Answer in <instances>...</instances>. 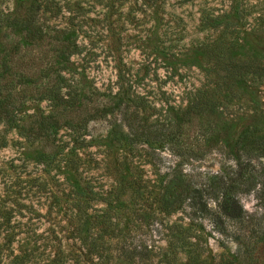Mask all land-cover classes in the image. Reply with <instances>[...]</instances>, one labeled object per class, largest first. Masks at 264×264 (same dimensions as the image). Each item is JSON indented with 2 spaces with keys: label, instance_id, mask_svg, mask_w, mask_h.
<instances>
[{
  "label": "rangeland",
  "instance_id": "rangeland-1",
  "mask_svg": "<svg viewBox=\"0 0 264 264\" xmlns=\"http://www.w3.org/2000/svg\"><path fill=\"white\" fill-rule=\"evenodd\" d=\"M16 1L0 0V264H201L235 252L244 240L252 243V237L241 235L240 243L220 231L207 213L193 214L189 199L175 211L164 210L158 201L176 167L199 187L224 174V168L232 173L236 161L216 148L203 158L183 159L171 143L155 149L126 144L114 131L122 120L118 111L81 128L63 123L46 141L44 116L62 122L66 107L54 106L41 93L54 73H40L44 63L38 57L53 54L54 42L48 39V46L44 36L31 55L23 49L4 21ZM52 1L40 11L39 22L48 34L54 27L66 28L77 41L61 70L64 89L76 85L92 99L98 97L93 91L141 96L142 104L130 106L129 114L135 108L150 119L165 117L171 104H185L192 89L213 88L212 62L198 47L221 29L202 25L204 13L237 3L252 6L253 16L264 11V0ZM16 44L10 69L3 70L4 53ZM31 58L35 62L29 65ZM260 89L264 106V84ZM230 101L236 130L247 120L249 102L244 97ZM79 115L71 110L70 116ZM122 131L127 132L125 125ZM253 160V171L264 170V156ZM238 198L247 213L264 221L261 182ZM206 199L216 210L217 200ZM225 224L236 231L233 221ZM123 247L141 254L124 257Z\"/></svg>",
  "mask_w": 264,
  "mask_h": 264
},
{
  "label": "trees",
  "instance_id": "trees-1",
  "mask_svg": "<svg viewBox=\"0 0 264 264\" xmlns=\"http://www.w3.org/2000/svg\"><path fill=\"white\" fill-rule=\"evenodd\" d=\"M52 2L17 0L13 10L4 18L10 31L18 34L29 55L32 47L39 46L44 36L54 42L49 46L51 40L47 41L53 54L38 57L39 63H44L40 73L46 77L54 73V78L46 81L41 93L49 97L54 106L65 105L66 111L63 109L65 117L62 122L52 114L44 116L41 126L46 141H49L52 129L63 123L81 128L90 119L118 111L122 112V120L115 124L114 131H119L126 144H147L155 149L171 143L174 154L183 159L203 158L212 149L220 150L224 156L236 161L237 168L232 173L224 168V174H214L206 186L199 187L191 185L176 167L163 183L158 201L164 210L175 211L189 199L195 208L193 214L211 215L220 231L233 234L240 243L241 235L253 238L252 243L242 241L235 252H224L218 260H204L201 264H264V221L262 216L247 213L238 198L239 192L250 191L256 182H261L264 187V170L253 171L256 168L253 159L264 156V106L260 97V86L264 84V11L253 16L252 6L237 3L228 10L210 9L204 13L202 25L221 29L216 37L203 40L198 47L206 60L212 62L213 88L192 89L185 104H171L165 117L150 119L135 108L129 114L130 106L142 104L141 96L119 91L107 96L106 91H93L98 97L92 99L91 95H82L76 85L68 84L70 89H64L61 70L70 62L77 41L68 35L66 28L54 27L51 35L44 30L39 13L53 6ZM18 47L16 44L13 51L6 49L1 61L3 70L10 69L9 54H14ZM34 62L31 58L29 65ZM25 77L30 78L29 75ZM241 97L249 102L248 116L246 122L234 130L233 113L228 108L230 100ZM121 104H124L123 109ZM71 110L80 113L78 119L70 116ZM124 125L127 132L122 131ZM73 164L75 162H71L72 168L75 167ZM206 196L217 200L216 210L208 205ZM227 220L235 223L236 231L228 230ZM122 250L124 257L141 254L134 248L123 247Z\"/></svg>",
  "mask_w": 264,
  "mask_h": 264
}]
</instances>
